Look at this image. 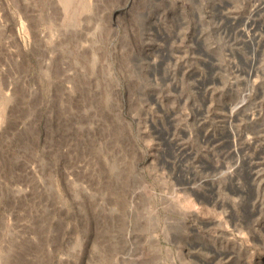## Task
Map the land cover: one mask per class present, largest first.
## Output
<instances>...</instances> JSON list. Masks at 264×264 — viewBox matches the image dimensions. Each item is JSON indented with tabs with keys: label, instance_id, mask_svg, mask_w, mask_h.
<instances>
[{
	"label": "rangeland",
	"instance_id": "rangeland-1",
	"mask_svg": "<svg viewBox=\"0 0 264 264\" xmlns=\"http://www.w3.org/2000/svg\"><path fill=\"white\" fill-rule=\"evenodd\" d=\"M13 1L0 264H264V0Z\"/></svg>",
	"mask_w": 264,
	"mask_h": 264
},
{
	"label": "bare ground",
	"instance_id": "bare-ground-1",
	"mask_svg": "<svg viewBox=\"0 0 264 264\" xmlns=\"http://www.w3.org/2000/svg\"><path fill=\"white\" fill-rule=\"evenodd\" d=\"M14 2V4L16 5V6H18V7H20L21 5L19 4V2H18V0H14L13 1ZM24 2V4L25 5H28L29 6V2L27 1V0H24L23 1ZM8 2H6V0H0V25H1V28L2 27H4V26H6L7 25V21H8V19L10 20L11 18H10V16H12V15H14V12L12 11V8L9 6V4H7ZM32 4V3H31ZM34 4V3H33ZM38 5V4H37ZM19 9V8H18ZM22 10H24V9H22ZM27 10V9H26ZM29 10H31V9H29ZM34 11V10H33ZM11 13V14H10ZM13 13V14H12ZM19 13H21V12H19ZM23 13V12H22ZM21 15V14H20ZM23 15H24V13H23ZM43 15V14H42ZM30 16H33L32 14L30 15ZM43 17V16H42ZM22 18V17H21ZM26 18V17H25ZM25 18H22V19H25ZM29 18V17H28ZM27 20V19H26ZM28 21V20H27ZM28 24L23 20V22H22V27L25 29V30H27L26 28L28 27L27 26ZM0 28V29H1ZM5 28V27H4ZM2 31H3V28H2ZM28 31V30H27ZM20 32V31H19ZM15 34V33H14ZM17 34V33H16ZM15 34V35H16ZM14 35V36H15ZM17 37V36H16ZM12 38V37H11ZM14 38V37H13ZM16 42H17V40H16ZM19 42V41H18ZM10 52V51H9ZM22 55V54H21ZM4 57V56H3ZM22 57V56H21ZM18 61H20V60H18ZM4 63V62H3ZM28 66V65H27ZM8 75V74H7ZM6 77V76H5ZM4 76L2 77L3 79L5 78ZM21 77V76H20ZM10 79V78H9ZM5 80L6 79H4V81H3V83H5ZM7 82V81H6ZM10 83H12V82H10ZM8 87V86H7ZM9 88V87H8ZM13 95V94H12ZM2 115V114H1Z\"/></svg>",
	"mask_w": 264,
	"mask_h": 264
}]
</instances>
